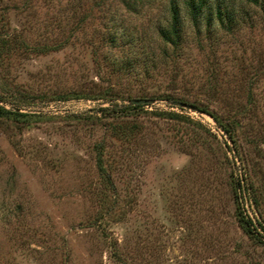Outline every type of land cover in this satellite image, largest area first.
<instances>
[{"label":"rangeland","instance_id":"374dc122","mask_svg":"<svg viewBox=\"0 0 264 264\" xmlns=\"http://www.w3.org/2000/svg\"><path fill=\"white\" fill-rule=\"evenodd\" d=\"M186 2L0 0V264H264V0Z\"/></svg>","mask_w":264,"mask_h":264},{"label":"trees","instance_id":"16d2710c","mask_svg":"<svg viewBox=\"0 0 264 264\" xmlns=\"http://www.w3.org/2000/svg\"><path fill=\"white\" fill-rule=\"evenodd\" d=\"M252 1L256 2V3L260 2V0H252ZM186 3H187V7L189 9L191 18L193 19V21H196L200 12H201L202 7L204 6L205 0H187ZM220 13L221 12L218 11L219 17H221ZM178 24H179V20H178L177 10L173 5L170 27L167 29H160V32H159L161 40L165 44L170 43L174 47H176L178 45L179 40H180V31L178 29ZM168 97L169 96H166L167 99H170V100L173 99V98H168ZM116 105H117L116 103L112 104L113 107H116ZM140 106L141 105L135 104L131 107H125V108L129 109V108H135V107H140ZM102 110H110V108L104 107V108H102ZM205 111L208 112L207 110H205ZM208 113H210V112H208ZM6 116L14 118V117H19V116L20 117L26 116V114L10 111V110H7V109L3 108L2 106H0V117H6ZM212 116H213L214 120L216 121L217 125L219 127H221L220 129L223 132H225V134H227L230 141H232L234 143L235 142V140H234L235 129L239 125L237 123V121H232L231 127H230L228 124H224L216 115L212 114ZM99 169L103 170L101 163H99ZM248 189L249 188L248 187L246 188V186L244 184H240L239 181H237V188H235V202H236V206H237L236 207L237 208L236 215H237V218L239 220L241 227L243 228V230L247 234V236L250 239L257 241V239L261 237L260 233L257 230L258 229L257 227H261L264 231V225H262L260 220H257L254 223L249 218V216L244 213V204H243L244 198H243L242 192L245 194L244 195V197H245L246 193L248 192ZM251 196L250 197L246 196L245 199H248V200L250 199L251 201L253 200L256 203V200L253 199Z\"/></svg>","mask_w":264,"mask_h":264},{"label":"water","instance_id":"95a60500","mask_svg":"<svg viewBox=\"0 0 264 264\" xmlns=\"http://www.w3.org/2000/svg\"><path fill=\"white\" fill-rule=\"evenodd\" d=\"M150 100L144 99V98H136V99H132L130 100V104H143L146 102H149ZM173 104L175 105H179V106H187L185 103L182 102H173Z\"/></svg>","mask_w":264,"mask_h":264}]
</instances>
